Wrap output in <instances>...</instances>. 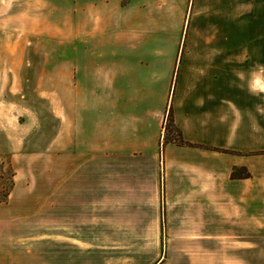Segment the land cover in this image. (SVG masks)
Listing matches in <instances>:
<instances>
[{"label":"crops","instance_id":"crops-1","mask_svg":"<svg viewBox=\"0 0 264 264\" xmlns=\"http://www.w3.org/2000/svg\"><path fill=\"white\" fill-rule=\"evenodd\" d=\"M10 3L4 23L13 13L21 31L76 37L54 182L11 204L40 234H0V264H128L126 244L151 242L149 228L164 244L156 264L176 243L264 238V92L252 87L264 85V0ZM170 109L194 146L168 140Z\"/></svg>","mask_w":264,"mask_h":264},{"label":"rangeland","instance_id":"rangeland-1","mask_svg":"<svg viewBox=\"0 0 264 264\" xmlns=\"http://www.w3.org/2000/svg\"><path fill=\"white\" fill-rule=\"evenodd\" d=\"M10 4V0H0V220L3 223L14 219L16 224H8L0 234L39 235L34 213L16 209L14 213L11 204L15 193L31 194L21 190L35 189L38 194L41 187L54 182L49 178L56 171L54 139L59 126L55 116L56 93H60V102L71 105L69 84L76 32L21 31L23 22L14 18L13 13L10 22L4 23ZM19 10L21 6L17 5L16 11ZM59 78L65 80L64 85L57 83ZM13 181L15 187L11 189ZM33 198L38 196L28 195L23 203L32 202ZM145 231L151 234V242L126 244L128 264H156L160 260L157 252L163 251L164 244L152 241L154 228ZM259 240L255 244L208 246L176 243L169 245L170 256L161 261L163 264H264V238ZM111 246L116 248L119 244ZM136 248L149 258L141 261L136 258Z\"/></svg>","mask_w":264,"mask_h":264},{"label":"trees","instance_id":"trees-1","mask_svg":"<svg viewBox=\"0 0 264 264\" xmlns=\"http://www.w3.org/2000/svg\"><path fill=\"white\" fill-rule=\"evenodd\" d=\"M165 130H166V133L168 135L167 137H168L169 141L176 142V143H179L182 145L194 146L193 144H191V143H189L183 139L181 132L179 131V129L174 124L173 112L171 109H170L168 117H167V124L165 126ZM216 150L220 151V152H224V153H229V151L225 150V149H216ZM14 175H15V172L12 169V178H14ZM249 175L250 174L245 169L235 168L231 172V178H233V179H235V178H248ZM13 187H14V181L12 183L11 189H13ZM8 195H9V193L6 196H8ZM0 203H2V202H0Z\"/></svg>","mask_w":264,"mask_h":264},{"label":"clouds","instance_id":"clouds-1","mask_svg":"<svg viewBox=\"0 0 264 264\" xmlns=\"http://www.w3.org/2000/svg\"><path fill=\"white\" fill-rule=\"evenodd\" d=\"M252 87L258 89L260 92H264V85H261L259 81L254 82Z\"/></svg>","mask_w":264,"mask_h":264}]
</instances>
